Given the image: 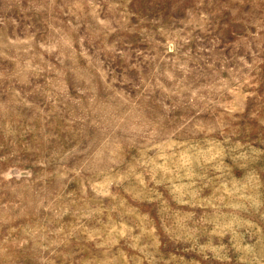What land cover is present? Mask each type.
Wrapping results in <instances>:
<instances>
[{
	"label": "rangeland",
	"instance_id": "1",
	"mask_svg": "<svg viewBox=\"0 0 264 264\" xmlns=\"http://www.w3.org/2000/svg\"><path fill=\"white\" fill-rule=\"evenodd\" d=\"M0 264H264V0H0Z\"/></svg>",
	"mask_w": 264,
	"mask_h": 264
}]
</instances>
